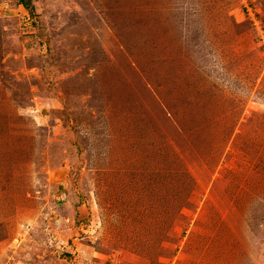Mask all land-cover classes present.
<instances>
[{"label":"rangeland","instance_id":"374dc122","mask_svg":"<svg viewBox=\"0 0 264 264\" xmlns=\"http://www.w3.org/2000/svg\"><path fill=\"white\" fill-rule=\"evenodd\" d=\"M0 0V264H264V0Z\"/></svg>","mask_w":264,"mask_h":264},{"label":"trees","instance_id":"16d2710c","mask_svg":"<svg viewBox=\"0 0 264 264\" xmlns=\"http://www.w3.org/2000/svg\"><path fill=\"white\" fill-rule=\"evenodd\" d=\"M21 3H22L25 7L27 6L24 0H22Z\"/></svg>","mask_w":264,"mask_h":264}]
</instances>
